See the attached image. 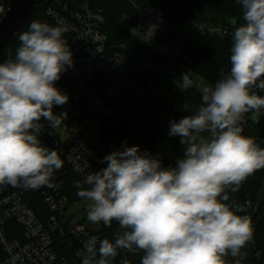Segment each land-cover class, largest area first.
I'll return each instance as SVG.
<instances>
[{"label": "clouds", "instance_id": "obj_1", "mask_svg": "<svg viewBox=\"0 0 264 264\" xmlns=\"http://www.w3.org/2000/svg\"><path fill=\"white\" fill-rule=\"evenodd\" d=\"M237 3L244 23L234 31L230 72L222 69L220 80L200 89L195 114L170 122L169 136H179L185 146L175 167H163L132 146L105 156L106 168L74 182L77 195L90 202V222L116 221L123 230L114 242L96 236L84 241L82 264H110L119 250L142 251L141 264H226V256H239L252 239L250 217L237 215L226 202L228 190L237 191L264 169V148L241 127L245 114L253 122L264 114V96L253 91H264V0ZM66 31L33 21L19 35L15 59L0 63V185L52 187L54 171L63 167L39 134L41 118L55 128L67 116L53 112L69 99L55 86L73 63L62 38ZM154 32L150 25L145 35ZM180 79L182 90L193 87L191 71Z\"/></svg>", "mask_w": 264, "mask_h": 264}, {"label": "built area", "instance_id": "obj_2", "mask_svg": "<svg viewBox=\"0 0 264 264\" xmlns=\"http://www.w3.org/2000/svg\"><path fill=\"white\" fill-rule=\"evenodd\" d=\"M127 1L136 13L135 36L153 51V41H164L168 51L163 55L168 60L159 61L151 55L133 69L125 53L108 46V36L103 30L104 12L97 0H52L47 10L54 26L67 28L62 38L67 41L73 63L55 82L69 99L64 105L54 106L53 112L57 116L67 113V116L55 128L41 118L43 128L39 139L42 145L59 153L63 164L81 182L89 173L106 168L108 162L103 158L112 153V149L92 131L90 120L102 115L120 96L144 98L148 106L160 107L165 112L156 91L164 76L173 77L179 68H183L181 39L164 37L163 12L154 7L142 9L140 0ZM7 2L0 0L5 11ZM150 25H155V32L148 37L145 34ZM198 28L202 33L229 37L233 41L234 32L228 26L201 23ZM9 60H14L10 51L5 62ZM166 112L164 124L168 130L171 121L178 122L188 116L171 110ZM62 179L59 169L53 173L52 187L34 190L42 197L46 217L38 215L13 186L0 185V252L3 256L0 264H82L86 254L84 241L92 236L100 239L102 232L112 227L114 221L110 225L90 222L87 219L90 202L86 199L72 201L63 188ZM258 209L257 203L247 199L238 207L237 215L255 213ZM58 238L68 240L71 258L60 254ZM110 264L123 263L116 257Z\"/></svg>", "mask_w": 264, "mask_h": 264}, {"label": "trees", "instance_id": "obj_3", "mask_svg": "<svg viewBox=\"0 0 264 264\" xmlns=\"http://www.w3.org/2000/svg\"><path fill=\"white\" fill-rule=\"evenodd\" d=\"M10 0H8L9 4ZM98 6L103 10L105 17L104 32L108 36V46L115 51L126 54L133 69L142 60L154 55L159 61L168 60V57L153 51L143 44L126 25H135V10L127 0H97ZM52 0H41L37 9L33 12L22 32L29 30L33 21H40L54 26L47 16V10ZM142 9L151 7L161 10L164 14V37L168 40L181 39L182 55L180 62L183 68H179L176 74L167 82L163 103L171 104L182 100L189 105L198 106L202 103V96L195 84L193 87L182 90L179 87L181 75L191 71V78L200 76L214 85L222 78L223 74L230 72V56L232 39L220 37L209 33H202L198 25L201 23H213L228 26L234 32L244 23L242 8L237 0H140ZM21 32V33H22ZM20 35V34H19ZM18 37L3 53L0 62H5L10 51L15 59L16 51L20 47ZM259 95L264 96V91L258 90ZM122 118V123H116L100 115L103 121L100 137L111 149L124 151L126 147L139 146L141 152H147L157 157L163 167H175L178 159L184 156V145L180 143L179 136H169V131L162 117L164 110L160 107L148 106L144 98L136 96H120L111 106ZM191 115L190 112H187ZM251 119V113L245 114L244 121ZM243 135L254 138L256 144L264 148V116L258 122H252L244 127ZM62 182L65 192L72 201L82 200L77 195L78 189L75 181L78 178L63 164ZM86 187V186H84ZM25 199L26 203L41 217H46V206L42 197L33 189L14 187ZM229 204L237 214L238 207L247 199L257 203L264 194V169L257 170L249 176L240 186L232 192H227ZM251 222L255 223L252 239L241 250L244 262L240 264H264V217L259 208L255 213H249ZM123 230L118 222L114 221L111 228L104 230L100 239L107 238L114 242L115 235L122 234ZM60 254L71 258L68 240L58 238ZM142 251L135 254L125 250H119L117 258L121 263L125 259L131 264H141ZM3 256L0 252V261Z\"/></svg>", "mask_w": 264, "mask_h": 264}, {"label": "rangeland", "instance_id": "obj_4", "mask_svg": "<svg viewBox=\"0 0 264 264\" xmlns=\"http://www.w3.org/2000/svg\"><path fill=\"white\" fill-rule=\"evenodd\" d=\"M127 28L133 33H136V28L134 25H126ZM152 48L161 54H166L167 53V45L164 41H160V40H155L152 42ZM170 79V76L166 75L162 78V82L159 86V88L156 91V96L157 99H159L160 101L163 99L165 92H166V85L168 80ZM193 80V84H195L197 90L200 92V89L205 86V85H209L212 86V84H210L207 80H205L204 78L200 77V76H194L192 78ZM165 106V112L163 113L162 117L164 119H166L167 112L168 110L174 111L176 113H187L190 112V114H195V112L198 110V108L201 106H193V105H189L188 103L179 100L174 104H171L169 102L163 103ZM187 109V110H186ZM104 116L109 118L110 120H112L113 122L116 123H122V118L121 116L111 107H107L104 112H103ZM264 116V114H261V116L259 117V119H261ZM103 126V121L100 118H94L90 120V127L92 129V131L95 133V135L100 136L101 133V129ZM203 135L208 136V133H203ZM115 151H122V150H117V149H112V152ZM88 202H85V205H87ZM257 207H259L261 209V214L264 217V194L260 196L258 202H257ZM255 229V223L252 221V230ZM225 262L226 264H240L242 262H244V258L243 255L240 254L237 257H232L231 255L226 256L225 258Z\"/></svg>", "mask_w": 264, "mask_h": 264}, {"label": "water", "instance_id": "obj_5", "mask_svg": "<svg viewBox=\"0 0 264 264\" xmlns=\"http://www.w3.org/2000/svg\"><path fill=\"white\" fill-rule=\"evenodd\" d=\"M41 0H10L6 15L0 17V58L25 28ZM253 121L242 123L246 127Z\"/></svg>", "mask_w": 264, "mask_h": 264}, {"label": "crops", "instance_id": "obj_6", "mask_svg": "<svg viewBox=\"0 0 264 264\" xmlns=\"http://www.w3.org/2000/svg\"><path fill=\"white\" fill-rule=\"evenodd\" d=\"M162 101H163V99H162ZM242 124V123H241ZM242 129H244V127H242ZM243 133V132H242Z\"/></svg>", "mask_w": 264, "mask_h": 264}]
</instances>
